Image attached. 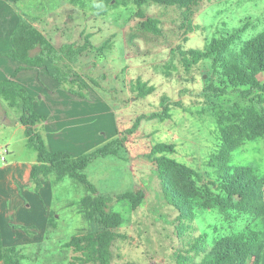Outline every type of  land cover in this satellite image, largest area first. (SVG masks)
Here are the masks:
<instances>
[{
	"label": "rangeland",
	"instance_id": "374dc122",
	"mask_svg": "<svg viewBox=\"0 0 264 264\" xmlns=\"http://www.w3.org/2000/svg\"><path fill=\"white\" fill-rule=\"evenodd\" d=\"M2 2L3 26L8 29L22 16L43 29L56 48L80 44L85 35L95 47L109 42L104 55L90 51L75 64L61 63L75 82L61 86L64 91L72 88L85 94L80 97L69 93L87 102L83 110L87 109L88 129L95 126L98 130L95 143L123 135L138 117H143L136 132L126 135L117 157L97 159L85 171L98 193L110 199L109 210L122 218L116 229L121 237L112 244L110 264H180L182 258L196 263L204 254L190 253V248L200 239L212 246L246 228L264 235V219L235 211L224 214L216 207L204 209L200 200L195 201L191 222L178 221L177 211L164 200L149 155L157 143L173 144L175 152L168 157L193 168L204 182L215 181L210 158L220 144L219 117L227 115L235 104H250L235 93L201 97L205 86L217 80L211 62L202 61L186 73L176 48L205 49L211 40L247 26L232 46L237 52L245 41L264 30V0H197L189 10L154 3L137 8L131 0ZM139 12L156 22L157 34L143 28ZM37 53L36 48L30 55ZM260 78L264 80V74ZM137 81L153 86L154 92L138 96L134 91ZM163 97L179 106L170 105L168 118L149 119L162 111ZM19 115L18 109L9 108L0 98V158L3 155L7 162L23 161L33 152L22 142L21 131L7 125L19 123ZM8 141L13 156L4 153ZM231 165L250 166L264 176V139L244 142L232 153ZM54 179L53 174L43 179L47 185L42 186L40 198L41 186L38 191L21 189V196L13 195L8 217L0 224L3 244L17 250L20 264H91L82 263L81 254L67 246L71 237L101 228L84 216L80 201L87 193L69 177L59 184ZM197 187L202 190L201 183ZM130 191L144 193L143 202L135 210L127 200L114 201Z\"/></svg>",
	"mask_w": 264,
	"mask_h": 264
},
{
	"label": "trees",
	"instance_id": "16d2710c",
	"mask_svg": "<svg viewBox=\"0 0 264 264\" xmlns=\"http://www.w3.org/2000/svg\"><path fill=\"white\" fill-rule=\"evenodd\" d=\"M5 3H17L21 0H0ZM72 3L78 0H70ZM108 1L113 0H98ZM140 8L146 3L176 7L189 10L197 0H131ZM139 15L142 14L139 12ZM142 26L145 30L157 34L156 22L146 18ZM247 26L237 28L231 33L223 34L211 40L205 49L185 50L176 48L179 63L186 73L202 61H210L216 81H211L201 91L200 96H224L228 93L239 95L250 105L241 107L233 105L227 115H220L218 122L220 144L218 150L210 158V166L215 171V181L206 183L191 167L184 165L167 156L175 152V146L167 143H157L150 150V159L154 163L159 186L165 202L177 213V220L191 222L195 218L194 205L201 201L204 209L217 208L221 213L235 211L254 219H264V176L250 166H232V153L244 142L258 138L264 139V30L245 41L236 52L233 44L240 39ZM10 51L4 56L21 63L28 68H42L60 86L73 84L70 75L61 67L62 62L75 64L80 57L90 51L104 55L109 49V42L95 47L90 36L85 35L80 44H65L56 48L46 36L22 16L10 36ZM38 49L34 56L30 52ZM2 56V55H0ZM23 68H18L7 79L0 80V98L9 108L18 109L19 123L25 128L27 147L36 152V163L32 165L30 180L34 190L38 191L41 180L49 175L55 176L54 182L59 183L64 177H69L81 184L87 195L80 204L84 216L90 221H96L100 230L84 235L71 237L67 246L75 253H80L82 263L110 264L112 259L111 247L120 238L116 229L121 225L122 218L117 212L109 210V198L101 196L96 187L88 180L86 169L97 159L117 157L124 148L126 135H131L138 129L143 117H138L131 128L123 135L117 136L93 151L73 157L64 151L48 150L35 126L47 120L34 110L35 98L15 81V76ZM81 89V88H80ZM68 93L85 97L79 90L67 88ZM66 90V91H67ZM134 91L140 97L154 92L153 86L137 81ZM170 105L179 106L177 102L170 104L167 97L161 100L162 111L148 116L149 119H165L169 117ZM202 184V190L197 187ZM212 187L214 190H212ZM127 200L133 210L137 209L144 200L142 191L125 192L114 201ZM264 251V235L261 231L244 229L235 235L225 236L212 246L205 240H198L190 248V253L202 252L203 258L193 262L182 258L180 264H260ZM0 262L2 264H20L17 250L6 248L2 241L0 229Z\"/></svg>",
	"mask_w": 264,
	"mask_h": 264
},
{
	"label": "crops",
	"instance_id": "0c3cea01",
	"mask_svg": "<svg viewBox=\"0 0 264 264\" xmlns=\"http://www.w3.org/2000/svg\"><path fill=\"white\" fill-rule=\"evenodd\" d=\"M18 21V19L14 20L8 29L7 26H3L4 22L0 21V55H2L0 56V80L10 78L18 68H23L16 74L15 81L35 98L34 110L47 117L44 123L35 126V130L43 138L48 150L64 151L76 157L104 145L105 143H95V135L98 132L96 127L88 129L87 109L83 110V107H87L84 105L87 102L72 98L44 69L24 67L21 63L4 56L10 51V36ZM32 25L45 35L43 29L35 24ZM7 125L11 129L21 131L22 142L27 147L25 128L20 123H7ZM10 146L11 143L8 141L5 146L7 155L13 156ZM27 149L32 150L28 147ZM28 156L27 159L17 162L6 160L2 162L0 158V224L8 217L7 210L12 205L13 195L21 196V189H34L30 180V171L32 165L36 163V152L33 150ZM44 185H47V180L41 181L39 198ZM47 193L50 194L48 191ZM40 201L41 199L38 202L39 207L42 205Z\"/></svg>",
	"mask_w": 264,
	"mask_h": 264
},
{
	"label": "built area",
	"instance_id": "2783aa9c",
	"mask_svg": "<svg viewBox=\"0 0 264 264\" xmlns=\"http://www.w3.org/2000/svg\"><path fill=\"white\" fill-rule=\"evenodd\" d=\"M4 153H6V154H7V150H4ZM1 161H2V162H4V161H5V158H4V156H3V155L1 156Z\"/></svg>",
	"mask_w": 264,
	"mask_h": 264
}]
</instances>
